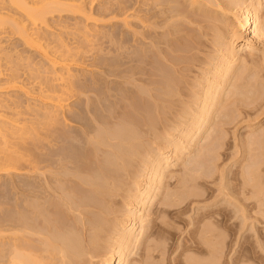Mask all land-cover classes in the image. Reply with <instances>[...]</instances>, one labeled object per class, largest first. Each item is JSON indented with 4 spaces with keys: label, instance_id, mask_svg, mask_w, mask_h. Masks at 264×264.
Listing matches in <instances>:
<instances>
[{
    "label": "rangeland",
    "instance_id": "rangeland-1",
    "mask_svg": "<svg viewBox=\"0 0 264 264\" xmlns=\"http://www.w3.org/2000/svg\"><path fill=\"white\" fill-rule=\"evenodd\" d=\"M149 1L151 0H93V2H91V0H85V6L88 11L87 15L90 13L92 14L90 18L96 21L95 25L97 26L93 25L94 22L90 20L85 22L81 18V16L78 14L73 15L71 13H65L66 15L61 16L58 14L56 15V13H54L53 16L51 15L47 16L48 18H47V22L45 23V25L36 27L38 29L36 30V32H40L43 35H47V38H49V40L42 39L41 43L44 44V46L48 45L50 41L53 42L52 44L48 45V50L50 52H55L54 50L56 47H53V46L57 39H61L64 43L68 44L70 48H74L77 46L84 47L83 50L79 49L80 50L79 54L78 53L74 54L78 58V60L80 59V62L77 64V67H71V70H72L71 73L75 74V72L73 71H76V75L79 74L80 76L82 75L83 77L87 76L86 78L88 80L89 78L90 80L92 79L91 81H93L95 85L93 82L91 83L94 88L96 89L98 88L97 90H100L101 88H103V86L105 87L106 84H110L109 85L110 88H112V86L115 88L116 87L115 85L119 83L116 88L118 89L120 87L119 90H115L114 92L109 91L111 94H113V96H115L114 94H116V92H117L116 95H119V93L121 94L120 89H123L121 87H125L123 84L124 82L120 84L121 79L116 80L115 78V80H112L113 78L110 79V77H105L104 79L105 81L102 78L100 79L96 75V70L100 69L99 65H102V64L110 65L109 64L110 62L108 63L107 61L110 59H111L110 61L115 59V61L118 60L116 61V64L118 62L120 63L118 64L119 68H132L133 67L132 65H134V63L136 64L137 67L141 66L139 62L140 56H141V54H139L140 53L139 50L143 48L142 43H141L143 40L142 34H144V32L147 31L149 32V42L152 48L150 55L152 56L154 60V64L152 65V67L155 70L160 69V66H162V64L158 61L159 58H157L156 55L154 54L155 52L158 53L159 50L156 51L155 47L156 49L158 48L160 50L161 49L167 50L165 48L166 47L165 44H163L162 42L165 43L169 41L168 40L169 38L170 40H173V38L175 37L173 40L175 42H177V40L180 41V39L181 40L186 39V41L189 39L188 42L183 40L189 45V48H188V45H187V48L185 47V44L183 41L181 42H183L185 48L183 47V44H181V42H177V45L179 47L184 48V49L182 48L183 50L185 51L188 50L187 51L188 54L186 53L187 57H185L186 61L183 60V62L185 61L184 63L188 62V64L183 63L186 66H184L183 64L179 66L181 68L184 66L182 68L184 70L180 68V70L182 71H180V74L177 72L179 75L176 73L174 77L172 75V72H170L171 71L170 69L166 71L168 67L164 65L161 67L162 69L163 67H166V69L164 68L163 71L168 72V74L174 77L175 80L178 79L176 81H179V83L182 81L180 83V88H182L183 86V89L180 90V93L177 94V97H180V100L179 98L176 97V101H177L176 103L178 105L174 103L173 104L174 106L173 105L171 106V108L172 107L174 108H172V110L168 109L170 110V112L168 113H171V114L166 113L167 115L164 114L165 117L163 115L161 116L163 117V120L160 116L150 117L149 122L151 126H148L146 128H143L141 125H139L140 120L137 117L135 118L132 117L130 119L131 122L133 121V125H136V126L138 125L139 127L138 130L141 135L140 137V135L138 134L140 138H138L139 140H137L136 143L134 144L136 147L133 146V150L136 148V150L134 151L135 152L137 151L138 154L136 155L138 156H136V159H135V156H133V158L131 157L132 160H135L136 162H138V163L136 162L134 163L133 161L132 163H134L133 164L134 166L136 165L135 174L137 173L136 175L133 174L135 175L133 176V178L135 177L134 179L135 180L138 179L139 181L134 182L133 178L129 179L131 181H128L129 183L127 182V184L125 183V185L128 187H124V188H122L123 187V184H122L121 185L122 187L120 188H122L123 190L120 189L119 192L123 194V192L125 191V193L127 194H123L122 196V194L120 195L119 193V197L129 196L128 192L130 195L134 194L135 184L143 180V178H145L146 176H149L152 164L153 165L155 164L153 162L154 158L152 156H154L156 152L160 153L161 157H164L166 155H169L171 150L175 149L176 147L177 148L180 147L179 149L183 153L182 157L183 156L184 157L182 158V160L180 158L179 161L177 162L174 161L175 163L172 162L169 166L170 170L168 169L169 172L167 171V173H165L166 175L161 180V186L159 187L158 193H157L158 199L156 198L153 203L151 202L152 204L151 206H154L155 210L152 209L153 207L150 208L151 210L149 208L146 209V212L152 211L153 214L151 213V215H149L146 212L138 213V215L141 214L140 217L144 219L142 220V223H144L143 225L149 226L150 224L149 227L147 228L145 227L144 229L153 227L150 229H154L153 231H155L154 237H153L154 239H152V237L151 239L145 238L146 236L145 233L142 235L140 234L141 236L138 235L136 244L133 243V245L129 247L128 252H126L127 259L129 261V262L127 261L126 264H169V263L170 264L171 263L172 264H203V263L210 264V262L214 263V261L216 260L218 264H264V220H263L264 218L263 217L264 216V188L263 189L261 188V191L259 188L262 186L264 187V184H263L264 183V45H262L263 43H258L256 45L257 52L255 53V56L257 55L256 56L257 59L255 58V56H253V58L250 59L240 54L242 55L241 56L242 60L239 61L240 63L237 62L235 64L236 66L235 65L233 66V68L229 72V75H227L226 78L224 76L221 77V75H219L220 76L219 78V76L216 74V71L223 68V65H224V63H222L223 61L220 56L221 55L220 50H222L223 46L225 45V43L223 45V42H226V41H221V40H224L222 36L224 35L225 31H227L229 34V32L232 31V28L234 27L236 29L238 28V24L234 25L237 22L232 18L234 15L240 16V14L242 15L246 13L252 0H248L249 3L247 0H241V1L240 0H200V1L198 0H194V1L177 0L178 2L177 1L175 2V0H170L171 2L174 1L172 2V4H170L171 6L170 8L172 9V12L173 13L174 11L176 12L175 13L176 15L174 14L175 15L174 18L172 17L173 14L171 13V9L168 6L163 7V8L162 6L155 8L153 7L152 3ZM200 2H203V3H200ZM234 2H235V5H233ZM253 2H255V0H253ZM261 2H263V0H261ZM143 4H145V6ZM149 4L151 7L149 6ZM117 5L127 8V10L124 12L123 15L119 14L116 11L118 8ZM233 6L235 10L233 8L231 9V7ZM145 7H146V10H145ZM179 7L181 8L180 11L184 10L182 11L181 16L176 11L179 9ZM219 7L225 11L223 12ZM148 8L151 11H153L151 12L152 15ZM159 8L162 11L170 10L169 12L171 14L167 12L168 14L166 13L165 14L168 16L165 15L166 16L165 17L164 12H162L161 14L160 12L161 10ZM142 10L144 12H142ZM229 10L231 11L233 10V12L229 13ZM240 10H243L244 12ZM227 11L230 15H228V13L226 15ZM0 12L7 13L8 18H9L8 20L10 21L9 23L5 24L4 29H2V31L4 32L3 37H4V44H5L4 53L9 55L10 60L12 61V64H10V66L11 65L14 66V64L18 65L19 69L17 70L16 73L20 75V81L22 82L23 84L22 86L24 87L23 91H27L29 93V95H25L22 91H18V90L15 91V90H10V89L5 88V86L7 85L6 79L11 74V70H10V66L6 65V61L3 60L1 62L2 67H1V76H0V100L8 104L9 109L11 108L10 110L4 112L3 116L5 118H9V119L16 121L21 128H24L23 129V139L28 141V128L36 127L38 129H41L43 126L42 124L43 121L42 120L40 121V118H37V116L35 115L36 113L30 110L35 108L39 111H43V110L48 109L49 106L42 103L39 100V98L32 97L31 94H35L36 87L33 85L28 87V85H26L28 84L26 70L30 68L38 69L42 67L43 69H46L48 70V72H50L49 76L52 78L55 76V73L51 70L49 63L45 60L44 56L41 53H39L38 49L36 47H29L28 43L25 42L24 39L20 36V34L16 31L14 27V24L16 23H19V26L24 25L28 28V22L25 21L23 14L11 8L8 5V3L5 2V0H0ZM97 12H101L103 15L98 16ZM183 12H184V15H183ZM154 13L156 14L158 13V16ZM145 14H147V16ZM154 15H155V18H154ZM169 15H171V17L174 20H171L172 18ZM177 15H179L180 17L178 16L179 17L178 18ZM156 16L159 18H157ZM166 18L167 20L171 18L170 19L171 21L169 20L171 24L170 27H169L170 24L169 22H167ZM123 19H125V21H123ZM155 19H156V22L159 21L160 23L159 22L156 23ZM243 20H244V16L240 17V21L243 22ZM162 22H164V24ZM263 22L261 23V27L263 26L264 28ZM165 23L167 24V26ZM155 26H157V28ZM164 27L167 29V32H166V29H164ZM29 28H32V26H29ZM172 28L174 31L177 32L176 34L172 30ZM168 30L172 32L170 33ZM165 32L167 33V35H165L166 34ZM100 34L102 37L98 38ZM173 34L175 35L174 37H173ZM168 35L170 37H168L167 39ZM112 36H114L115 39ZM160 36H163V37H160ZM176 37L178 38L176 39ZM123 38L124 39L126 38L127 40L125 39V41H128V42H125V44H122L124 43ZM155 38L156 39L158 38L160 40L162 39V40L158 41V39L156 40ZM85 39H90L92 43L90 45H87L85 42ZM154 39L156 40V45L154 44L155 43ZM191 41H195L196 43L194 44V42H191ZM160 42L161 44H163L162 45L163 48L160 47ZM191 43H192V47L193 48L195 47L194 49L196 51L191 48V45H190ZM196 44H198V47ZM199 44H200V47H199ZM238 44L240 45L242 43H238ZM238 44L235 45L237 48L236 50L240 48ZM191 49L193 51L189 52ZM72 52H76V51H72ZM126 54H129L127 56L128 58L131 57V60L135 57L134 58L135 62L134 60L132 61L130 60L129 62L127 57H123L124 55L126 56ZM188 55L189 57L190 56L191 57L189 58ZM136 58H138L139 60ZM187 59H191V60L189 61ZM137 60L139 62V65H138ZM250 60L252 61L254 60L257 64L251 65L250 67L248 65L250 63ZM257 60L258 61L260 60L261 62L259 61L258 63ZM189 62H191V64ZM112 64L113 63L111 62V65H110L111 67L113 66ZM242 64H245V65H242ZM259 64H260V67H259L260 70L257 68ZM118 65L116 67H118ZM113 67H115V63ZM75 68H78V69H75ZM132 71L136 72V70H132ZM135 72H132V73H135ZM231 72L233 73V75ZM61 73H64V71H62ZM257 74H259V76ZM136 75H138L137 72L135 73L134 76ZM215 75L216 77H214ZM134 76L133 78H131V81L135 79L137 80L133 81V83L132 82H129V83L130 84L132 83V85L134 84L133 87H136L134 89H137L140 87L139 90L137 89V91L133 89L134 91H136L137 94H139L142 88V83L139 80L140 75L137 76L139 78L137 77L135 78ZM179 76H181L180 78L182 80L179 79ZM229 77H230V80H229ZM138 80L140 81L139 83L141 84L137 82ZM217 83H218V86H217ZM222 83L223 84L226 83L227 87L228 88L230 87V89L228 88L226 89V87L223 88V92L220 94L221 97L220 98L217 97L216 99L211 100L214 103L212 102L210 103L212 110L210 109L211 113L209 114L210 116H208V120H206V122H203V125L201 128L202 130H200L202 132H200V134H192V132H190L191 134L189 133L186 136V138L180 141V137L184 136L183 131L185 133V131L190 130V128L193 127V122L196 120L195 118L197 117L199 111L201 110L200 108H202L203 106L201 102L206 97L205 93L208 94L207 91H209L210 85H212L211 87H213V85L214 86L216 85L217 88L220 85L219 88H221L223 86ZM102 84H105V85H102ZM130 84L126 86L129 87L131 86ZM181 84H184V85H181ZM188 85H191V86H188ZM250 88L251 90H249ZM225 89H226V92H225ZM156 92L158 93V91ZM235 94H237L238 96L239 94H241V96L237 97V95ZM222 95L224 96L222 97ZM231 97L234 99L232 100ZM102 100L103 102L104 101L106 102V105L105 104L104 105L108 106L112 110V113H113L114 108L109 106L110 104L107 103L108 100L106 99H102ZM109 100L114 101V99L112 98ZM136 100L137 98L134 99V103L138 102ZM134 103L133 105L135 106V108H137V106L140 107L139 102L138 104L136 103L137 105ZM76 105H77V102H73L69 106L68 109L71 111L75 110ZM198 106H199V109H198ZM179 112H180V115H179ZM189 112L191 113V116ZM129 118L130 117H128L127 121H124V123L130 122ZM29 122H31V124H29ZM32 122H37L38 125L37 124L32 125ZM124 123H122V125ZM125 124L127 125L128 123H125ZM129 124L131 125V123ZM70 125L76 127L75 129L79 127L77 124H73V123H71ZM114 126L115 124L109 127L112 129V127L114 128ZM118 126L119 125H116L115 128L116 127L118 128ZM105 127H108V126H105ZM105 127L102 126L100 128L103 130ZM140 127H142V130H141L142 133L140 131L141 129ZM5 128L8 129L9 126L5 125ZM72 130L74 129H71V131ZM138 130L136 129V131L134 132L136 133ZM138 135L136 136L138 137ZM213 138L214 140H212ZM13 142L15 141H11V138H9L8 136L3 137V135L0 134V162L2 158L9 151H14L16 156L18 157L21 155H24L25 152L22 150L21 146H14L12 145ZM175 142L177 143L176 144L177 146L174 145ZM167 145H170V146H167ZM103 149L104 150L108 149V151L110 150L109 148H105V147ZM103 149L101 150L104 151ZM106 150L104 152L105 156L103 155V157L110 158L111 160L113 156H111L110 154L106 156L107 153H110V151L106 153ZM111 151L114 152L113 150ZM168 151H169V154H168ZM99 152L98 154L100 155ZM100 157L102 158V152H101ZM113 160L115 161V157H113L112 161ZM259 166L260 167L262 166L261 167L262 169ZM252 167L254 169L256 168L257 172H256V169L254 171ZM201 170H203L204 172L203 171L201 172ZM250 172L253 173V175ZM203 174L204 176H201ZM255 174H256V177H254ZM257 174L260 176L259 178H257L258 177ZM191 175L193 176L195 175V176L193 177ZM198 175H200L201 177ZM28 176H29L28 168L21 169L14 174H9V175L0 174V223H1L0 224V249L1 250L5 249L3 250L4 254L6 253L8 254L9 250H11L10 252H12V248L15 247V245L17 246L20 245L23 248L21 253L28 257V229H27L28 228V180H29ZM171 176H172V180L170 181L168 178L171 179ZM252 176L254 179L252 178ZM193 178L195 179L194 180L195 182H193ZM256 178H257V181L255 180ZM250 179H252V181ZM259 179L261 181H258ZM173 181L176 185L173 183ZM182 181L184 182V186L187 185V187H184L181 184L183 183ZM179 183L181 185H179ZM252 183L253 185H255V183H260L261 185L256 184L254 188ZM132 184L134 186H132ZM167 184H170V185L166 187ZM188 184L191 186V188ZM180 186L181 187L183 186V187L181 188ZM188 186L190 190L188 189ZM257 187L259 190L257 189ZM125 188H127L126 190H129L128 188H131L133 190L131 189L130 190L133 192H130V191L126 192ZM169 188H171V190H169ZM173 188L175 190L181 189V191L172 190ZM183 188H186L185 191H182ZM167 190H169L170 192L173 191V194H175L176 196V197L174 196L175 199L173 198L174 199L173 202L175 204L172 202V204H174L175 207L173 205L174 208L173 207L170 209L164 208L167 211L168 215H159L157 213V209L163 208L162 206H160V203H161L162 197L167 193ZM258 191H260V193H258ZM182 193L184 195L186 193V195L185 196L181 195ZM256 193H258L259 195ZM187 194H188V197H187ZM119 197L117 198L115 197L116 202L122 199V197L118 199ZM176 198L177 200L179 199L180 201L179 200L177 201ZM123 199L118 204L114 202L117 204V207L116 205L113 204L112 207L110 208L113 214L112 216L110 215L107 217L109 219L108 222L110 221V224H111V225L106 224L107 226L111 227L114 224H116L115 225L116 227L118 223L120 224L121 222L126 220L125 215L127 214L126 212L129 211L128 209L130 210L133 209L132 207L128 205L129 201L125 198ZM183 199H184V202H183ZM113 201H115L114 198H113ZM126 201L127 203H125ZM177 202L179 203L178 206L176 204ZM182 203L183 205L186 204V206H183ZM180 204L181 206H179ZM184 207H186V209ZM181 209L184 211V214L182 213ZM76 214L77 213H74V216ZM146 214L147 216H145ZM206 214L209 217L205 216ZM76 216H78V218H76ZM76 216H75L76 220L79 221V217L81 218V216H79V214H77ZM93 216H90V217H93ZM203 216H205L208 220ZM212 216H214V218ZM95 217H98V216L95 215L94 218ZM110 217L111 218L113 217L116 220L115 219L113 220ZM211 219L212 220L216 219L218 221L216 220L212 221ZM150 221L152 223H150ZM198 222L199 223L201 222V223L199 224ZM212 223L216 224V227ZM212 225H213L214 232H217L216 236L220 237L219 238L220 242L223 241L220 243L221 246L219 245V243H216V244L213 243L212 241L213 238H210V237H215L213 235L214 234L213 229L210 230L211 228L210 226ZM107 226L105 227L107 228L108 234L105 233L106 235L105 240L106 241L108 240L109 245L113 246L112 243L114 242L112 238H114V236L116 235L115 233H117L114 231L116 230V228L113 226L112 230L109 229L110 231L109 232L108 228L110 227H107ZM144 231H147V230H144ZM211 231L213 232L212 236L210 234ZM85 232H86L85 235H88L89 233H91V231L90 232L85 231ZM185 239L186 241H188L186 242V244L184 241ZM148 240L150 241L152 240V242H154L158 247L164 248L165 254H160L159 250H155L156 252L155 251L152 252L153 249L148 251V248L145 247L146 245L150 244V241ZM209 240H211V243L209 242ZM189 241L191 242L189 243ZM106 243H103L104 245L102 244L104 248L102 247L100 250H98L99 252H97V254H94L96 256L99 255L98 257H94V255H92L91 253H88V254L85 253L84 256H82V261L80 262V264H84V262L85 264H101V262L104 261L107 257L106 255H104V253H107L108 250H110V248H114V247H110ZM183 243L188 248H185ZM213 244H214V248H216L215 246L218 245L219 248H216V249L221 250L222 253L221 251H217L219 253L218 254L216 253V250L214 249L213 253L215 252V254H211L212 249H213V248L211 249V247L213 246ZM7 245H9L10 247ZM108 246L109 248H107ZM157 253H159L160 256H157ZM209 254L211 255V258ZM216 254L217 256H215ZM44 255L45 257H47L46 254ZM212 255L217 257V259L215 260L214 256ZM218 255H219V260H218ZM55 256L57 255L55 254ZM55 256L53 255L51 256V258H47L49 259V261L47 260V264L49 262H50L49 264H61V260L59 259V257L58 259L60 260V262L58 259H54ZM102 256H106V257L103 258ZM52 257L54 260H51ZM241 258H242V261H240ZM210 259L212 260L210 261ZM195 262H198V263H195ZM7 263H8V259L6 258L2 260L0 259V264H7ZM45 264H46V260H45Z\"/></svg>",
    "mask_w": 264,
    "mask_h": 264
},
{
    "label": "bare ground",
    "instance_id": "bare-ground-1",
    "mask_svg": "<svg viewBox=\"0 0 264 264\" xmlns=\"http://www.w3.org/2000/svg\"><path fill=\"white\" fill-rule=\"evenodd\" d=\"M176 1L177 0H175V2ZM192 1H194V0H192ZM198 1H200V0H198ZM5 2H7L8 5L11 8H13L15 11H18V12L23 14L25 21L28 22V28L24 25L19 26V23H16V24H14L16 31L20 34V36L24 39V41L28 43L29 47H36L38 49L39 53H41L44 56L45 60L49 63V66L51 67V70L55 73V76L53 78L50 77L49 76L50 72H48V70H46V69H43L42 67H40L38 69L30 68V69L26 70L27 80H28V82H27L28 84H26V85H28V87H30L31 85L36 87L35 94H31L32 97L39 98V100L42 103L49 106L48 109L43 110V111H39L35 108H33V109L30 108L31 110L28 109L30 111L35 112L36 113L35 115L37 116V118H40V121L41 120L43 121L42 122L43 126L41 129H38L36 127L35 128L34 127L28 128V141L23 139V129L24 128H21L16 121L9 119V118H5L3 116V113L10 110L11 108L9 109L8 104H6L2 100H0V134H2L3 137L8 136L9 138H11V141H15L12 143V145L21 146L22 150L25 152L24 155H21L18 157V156H16L14 151H9L2 158V160L0 162V174H7V175L14 174L21 169L28 168V175H29L28 176V179H29L28 180V228H27L28 229V257L21 253L23 248L20 245H18V246L15 245V247L11 246V247H13L12 252H10L11 250H9L8 254L3 253V250H5V249H2V250L0 249V259L1 260L4 258L8 259L7 264H45V260H46V264H47V260L49 261V259H47V258H51V256H53V255L55 256V254H56L57 256H55V257H57V258L54 257V259H58V257H59V259L61 260V264H80V262L82 261V256H84L85 253L86 254L91 253L92 255L97 254V252H99L98 250H100L103 247V245H104L103 243H106L108 241V240L107 241L105 240V238H106L105 233L108 234L107 228L105 226L111 225L110 221L108 222L109 219L107 218L108 216H110V215L112 216V214H113L110 208L112 207L113 204L116 205V207H117V204L123 198H125L129 201L128 205L130 207H132L133 209H131V210L128 209L129 211L126 212L127 214L125 215L126 216L125 221L121 222L120 224L118 223L116 227H115L116 224H114V225L112 224L116 228V230L113 229L115 232H117V233H115L116 237L114 236V238H112L113 242H114V243H112L113 246L109 245V241L106 244H108L110 247H114V248H110V250H108L107 253H104V255H106L107 257L102 256L103 258L106 257V259L104 261H102L101 264H126L128 261L126 252H128L129 247H131V245H133V243L136 244V242H137L136 240H137L138 235L141 236L142 234L145 233L146 234L145 238L151 239V237H152V239H154L153 237H154L155 231H153L154 229H150L153 227L148 228L149 230L144 229L145 227L146 228L149 227L150 224L147 222L149 224V226L143 225L144 223H142V220H144V219L142 217H140L141 214L138 215V213H140V212L145 213L146 209H148V208L150 209L152 207H153L152 209L155 208L154 206H151L152 205L151 202L153 203L154 200L157 198L158 189L161 186V180L166 175L165 173H167L168 169L170 170V168H169L170 164L172 162L175 163V162L179 161L180 158L182 160V158L184 157V156L182 157L183 153L180 151V149H179L180 147H178V148L176 147L175 149L171 150L170 154L168 151L169 155H166V156L163 155L164 157H161V154L156 152V154L154 156H152L154 158L153 162L155 164L154 165L152 164L149 176H146L145 178L142 177L143 180L140 179L141 181L137 182L135 184V188H134L135 193L134 194L130 195L128 192L129 196L122 197L123 194H127V193H125V191H124L122 194L119 192V190L124 188V187H128L125 185V183L127 184L128 181H131L129 179H132L133 176H135L137 174V173L135 174L136 165L135 166L133 165L136 161L132 160V158H133V156H135V159H136V156H138L136 154H138V153H137V151L136 152L134 151V150H136V148L133 150V146L136 147L134 144L136 143L137 140H139L138 138L141 137L140 132L138 130L139 129L138 125L137 126L133 125V121L131 122L130 119L132 117H134V118L137 117L140 120L139 125H141L143 128H146L148 126H151V124L149 122L150 117H153V116L154 117H159V116L161 117L162 115L165 117V115H167L166 113L170 112V110H168V109L172 110V108H174V107L171 108V106L174 103L177 104L176 103L177 102L176 97H177V94L180 93V90L183 89V86H182V88H180V83L182 81L179 83V81H176L178 79L175 80L174 77H175V74L177 72L180 74V71L184 70V69H182L184 66H186L184 64H188V62L184 63L186 61L185 57H187L186 53L188 54V52H187L188 50L185 51L183 49L185 47L187 48L188 44L186 42H188L189 39L187 41H186V39H182V40L180 39V41L177 40V42H181L183 40L186 41V42L183 41L185 44V47H184L183 42H181V44H183V47H184V48L182 47L183 48L182 49L181 47H179L177 45V42L173 41L175 38L174 37L175 35L173 34V37H174V38L172 37L173 40H170V38L168 39V37H170L168 35L167 39L169 41H167L165 43L162 42L163 44H165V46H166L165 48L167 50H164V49L160 50L158 48L156 49V47H155L156 51L159 50L158 53H156V52L154 53L156 55V57L160 59V60L158 59V61L162 64V66L164 65V66L168 67V69H166V67H163V69H162L161 68L162 66H160V69L162 71L160 69L155 70L152 67V65L154 64V60H153L152 56L150 55L152 48H151L150 42H149V32H147V31H145L144 34H142L143 40L141 43H142L143 48L141 50H139V52H140L139 54H141L140 61H139L141 66L137 67L136 64L134 63L135 67H134V65H132L133 67L130 66L132 68H119L118 64H120V63L118 62L116 64V61H118V60L115 61L114 58H113L114 60L110 61L111 60L110 59L107 62L108 63L110 62L109 63L110 65L112 62L113 66L115 63V67H113V66L111 67L110 65H104V64L99 65L100 69L96 70V75L100 79L102 78L104 80L105 77H110V79L113 78L112 80H115V78H116V80L121 79L120 84H122V82H124L123 84L125 87H121L123 89H120V91H121V94L119 93L120 96L116 95L117 92H116V94H114L115 96H113V94H111L110 92H114L115 90H119L120 87L118 89H116L117 85L119 84L118 82H117L118 84L115 85L116 86L115 88L113 86H112V88H110L109 87L110 84H106V85L102 84V85H105V87L103 86V88H101L100 90H97L98 88L97 89L94 88L92 83H91V82H93V81H91L92 79L90 80V78H89V80H90L89 81L86 78L87 76L83 77L82 75L80 76L78 73H77L78 75H76V71H73V72H75V74L71 73V71H72L71 67H77V64L80 62V59L78 60V58L74 54L75 53L79 54V52H80L79 49L83 50L84 47L77 46L74 48H70L68 46V44L64 43L61 39H57L56 42L54 43V46H53V47H56L54 50L55 52H50L48 50V45L52 44L53 42L50 41L48 43V45L44 46V44L41 43L42 39L49 40V38H47V35H43L40 32H36V30H38L36 27L45 25V23L47 22V18H48L47 16H50V15L53 16L54 13H56V15L58 14L61 16L66 15L65 13H71L73 15L78 14L81 16V18L85 22L90 20V21L94 22L93 25H95L96 21L90 18V16L92 14L90 13L87 15L88 11H87V8L85 6V0H5ZM91 2H93V0H91ZM149 2H151L153 7H155V8H158L160 6H162V8L167 7V6L170 8L171 7L170 4H172V2H174V1L171 2L170 0H151ZM200 3H203V2H200ZM248 3H249V1H248ZM147 4H146V6H147ZM143 5L145 6V4H143ZM233 5H235V2ZM149 6H150V4H149ZM117 7L118 8L116 11L122 15L127 10V8L121 7L120 5H117ZM236 7H237V5H236ZM232 8L234 9V6L231 7V9ZM180 9L181 8L179 7V9H178L179 11L178 10H176V11L181 16L182 11H184V10L180 11ZM263 9H264V0H263V2H261V0H255V2H253V0H252L248 10L247 11L245 10L246 13H244L242 15L240 14V16H236L234 14H233L234 16L231 15V16H233L232 19H234L237 22L234 25L238 24V28L236 29L233 26L236 30L234 28H232V31L229 32V34L227 31H225L224 35L222 36V38L224 40H221V41H226V42H223V45H224V43H225V45L223 46L222 50H220L221 51L220 56H221V59L223 61L222 63H224V65H223V68H221L220 70H217L218 68L216 69L217 70L216 74L218 76L221 75V77L224 76L226 78V76L229 75V72L231 71L233 66L237 62L242 60V57H241L242 55L252 59L253 56H255V53L257 52L256 51L257 50L256 45L258 43H263L262 45H264V28H263V26L261 27V23L264 21ZM91 10H92V8H91ZM143 10H142V12H144ZM145 10H146V7H145ZM153 10H154V8H153ZM89 11H90V9H89ZM169 11L170 10H168V11H162L161 10L160 12H161V14H162V12H164V16L168 13L169 14L172 13L173 14L172 17L174 18V16L176 15L175 14L176 12L173 10L174 11V13H173L172 9H171V13ZM222 11L224 12L225 10H222ZM240 11H243V10H240ZM151 12H153V11L150 10V13ZM180 12H181V14H180ZM230 12H233V10L232 11L229 10V13ZM158 13L157 14L154 13V14H156L158 16ZM227 13H228V11L226 12V15H227ZM229 13H228V15H230ZM97 14H98V16L103 15L101 12H97ZM145 15L147 16V14H145ZM151 15H152V13H151ZM179 15H177V17ZM183 15H184V12H183ZM166 16H168V15H166ZM169 16L171 17V15H169ZM242 16H244L243 22H241L242 20L240 21V17H242ZM154 18H155V15H154ZM157 18H159V17H157ZM173 18L171 20H174ZM8 19L9 18H8L7 13L0 12V76H1V67H2L1 62L3 60H5L6 65L10 66V64H12V61L10 60L9 55L4 53L5 52V47H4L5 44H4V37H3L4 32L2 31V29H4V25L10 22ZM170 19L167 20V18H166V20H167V22H169V24L171 21ZM241 19H243V18H241ZM157 20H159V19H157ZM123 21H125V19H123ZM155 22H156V19H155ZM158 22H156V23H158ZM162 23L164 24V22H162ZM29 26H32V28H29ZM95 26H97V25H95ZM166 26H167V24H166ZM170 26H171V24L169 25V27ZM172 26H174V25H172ZM231 26H232V24H231ZM155 27L157 28V26H155ZM165 27H164V29H166ZM223 27H224V25H223ZM225 29H227V28H225ZM172 30H173V28H172ZM33 31H35V32H33ZM156 31H157V29H156ZM166 32H167V29H166ZM174 33L176 34L177 32L174 31ZM165 35H167V33ZM88 36H90V35H88ZM100 37H102L101 34H100V36H98V38H100ZM112 37L114 38V36H112ZM160 37H163V36H160ZM119 38H120V36H119ZM177 38L178 37H176V39ZM125 39L123 41L124 43H122V44H125V42H128V41H125ZM191 39H193V38H191ZM219 39H220V37H219ZM156 40L154 43L155 45H156ZM159 40L160 39H158V41ZM164 41H166V40H164ZM85 42L87 45H90L92 43V41H90V39H85ZM191 42H194V44L196 43L195 41H191ZM238 43H242V44L239 45ZM158 44H159V42H158ZM163 44H161V42H160L161 48H163L162 47ZM174 44H176V45H174ZM237 44L240 46V48L238 50H236L237 48L235 46ZM190 45H191L192 49L195 48V47L194 48L192 47V43ZM196 45L198 47V44H196ZM158 47H159V45H158ZM199 47H200V44H199ZM188 48H189V45H188ZM192 49L189 52L193 51ZM72 51H76V52H72ZM183 54L186 56H184ZM240 54H242V55H240ZM127 55H129V54H126V56L124 55L123 57L128 58ZM256 56H255V58H256ZM188 57H189V55H188ZM134 58L132 60H134ZM136 59H138V58H136ZM256 59H255V61H256ZM128 60L130 62L131 57L128 58ZM138 60H137V62H138ZM183 60H185V61L183 62ZM187 60L190 61L191 59H187ZM246 60H247V58H246ZM246 60H245V62H246ZM255 61L250 60V63L248 62L249 63L248 65L251 67V65L257 64ZM259 61H258V63H259ZM134 62H135V60H134ZM139 62H138V65H139ZM126 63H128V62H126ZM189 63L191 64V62H189ZM131 64H132V62H131ZM181 64L184 65L182 68L179 67ZM220 64H221V62H220ZM245 64H242V65H245ZM117 65H118V67H116ZM248 65H246V66H248ZM259 67H260V64L257 68L259 69ZM164 68L166 69V71H168L170 69L171 70L170 72H172V75L174 77L170 76L168 74V72H166V71H165L166 72L165 73L163 71ZM180 68L182 70H180ZM18 69H19L18 65L14 64V66L13 65L10 66L11 74L6 79L7 85L5 86V88L10 89V90H15V91H17V90L22 91L25 95H29V93L27 91H23L24 87L22 86L23 84L20 81V75H18L16 73ZM75 69H78V68H75ZM132 70H136L137 74L140 75L139 80L142 83V88H141V92L139 94H137L136 91H137V89L139 90L140 87L137 89H134L136 87H133L134 84L132 85L133 81L137 80V79H135V80L131 81V78H133V76L136 73L135 71H132ZM248 70H250V69H248ZM62 71H64V73H61ZM131 71L135 72V73H132ZM183 73H184V71H183ZM138 75H136L134 77L136 78ZM232 75H233V73H232ZM257 75L259 76V74H257ZM180 77L181 76H179V79H181ZM214 77H216V75ZM137 78H139V77H137ZM219 78H220V76H219ZM139 80L137 81L138 83L140 82ZM229 80H230V77H229ZM237 80H238V78H237ZM218 81H219V79H218ZM129 82H132V83L130 84ZM221 82H223V81H221ZM141 83H139V84H141ZM227 83H229V82H227ZM128 84H130L131 86L127 87L126 85H128ZM94 85H95V83H94ZM181 85H184V84H181ZM247 85H249V84H247ZM135 86H136V84H135ZM188 86H191V85H188ZM211 86L212 85H210L209 91L206 90L208 92V94L205 93L206 97L204 99L202 98L203 101L201 100L202 101L201 103L203 106H202V108H200L201 110L199 111L198 115L196 114L197 117L195 118L196 120L193 122V127L190 128V130L185 131V133L183 131L184 136L183 137L181 136L182 138L180 137V141L183 140L184 138H186V136L190 132H192V134H200V132H202L200 130H202L201 128H202L203 122H206V120H208V116H210L209 114L211 113L210 111L212 110V107L210 104L212 102L211 100H214L217 97L220 98L221 97L220 94L223 92V88H225V87H226V89L228 88L226 83H224L223 86L221 85L222 86L221 88H219L220 85L218 88L216 87V85L215 86L213 85V87H211ZM217 86H218V83H217ZM252 87H253V85H252ZM133 89L136 91H134ZM207 89H208V87H207ZM226 89H225V92H226ZM228 89H230V87ZM249 90H251V88ZM156 91H158V93ZM252 91H253V89H252ZM246 92H247V90H246ZM238 93H240V92H238ZM248 93H250V92H248ZM235 95H237V94H235ZM242 95H243V93H242ZM110 96L112 99H114V101L109 100V99H111ZM178 96H180V95H178ZM181 96H183V95H181ZM223 96L224 95H222V97ZM232 96H234V95H232ZM240 96H241V94H239V96L237 95V97H240ZM135 97L137 98L136 101H138L140 103V105H139L140 107L137 106V108H135V106L133 105L134 99H136ZM177 98H179V100H180V97H177ZM190 98H192V97H190ZM102 99L108 100L107 103L110 104L109 106L114 108V109L112 108L114 110L113 113H112V110L108 106H105L106 102L104 101L105 102L104 103ZM233 99L234 98H232V100ZM234 101H236V100H234ZM234 101H233V103H234ZM73 102H77V105H76V109L71 111L68 108ZM125 102H127V103H125ZM138 102H136V103L138 104ZM136 103H134V104H136ZM212 103H214V102H212ZM216 104H218V103H216ZM179 106H180V104H179ZM199 106H198V109H199ZM138 108H140V109H138ZM166 110H168V111H166ZM168 114H171V113H168ZM176 114H177V112H176ZM179 115H180V112H179ZM190 116H191V113H190ZM128 117H130L129 118L130 122H125V123H128L126 125L124 123V121H127ZM161 118L163 120V117H161ZM161 118H160V120H161ZM132 120H134V119H132ZM166 120H167V118H166ZM71 123L77 124L79 127L77 129H75L76 127L70 125ZM122 123H124L126 126L124 124H123L124 125L123 126ZM129 123H131V125ZM29 124H31V122H29ZM36 124L38 125L37 122H32V125H36ZM111 124L112 125L115 124V126L116 125H119V126H118V128L117 127L115 128V126H114V128L112 127V129H111L110 128L112 126ZM5 125H8L9 128L6 129ZM102 126L103 127H105V126L109 127L110 126V127L109 128L105 127L107 129L104 128L102 130L100 128ZM204 126H203V128H204ZM142 127H140L141 128L140 131L142 130ZM69 129H70V131H69ZM71 129H74V130L71 131ZM136 129L138 130L137 132H139V133L136 132L137 134L134 132V131H136ZM143 131H145V130H143ZM163 131H164V129H163ZM141 133H142V131H141ZM135 134L136 135L139 134L140 137H139V135L137 137ZM194 140H196V139H194ZM212 140H214V138ZM172 141H173V139H172ZM17 142H18V144H17ZM185 142H187V141H185ZM185 142H184V144H185ZM255 142H257V141H255ZM176 144L177 143L175 142L174 145H176ZM167 146H170V145H167ZM104 147L110 149L109 150L110 153H107L109 151H108V149L107 150L105 149L106 153H107L106 156H108V154H110L111 156L115 157V161L114 160L112 161L113 157L111 160H110V158L103 157V155L105 156V153H104L105 150L103 149ZM188 147H189V145H188ZM188 147H186V148H188ZM131 148H132V150H131ZM101 149H103L104 151H102ZM111 150H113L114 152H112ZM98 152L100 153V155L102 152V158L100 157ZM103 158H105V159H103ZM130 158H131V160H130ZM133 161H134V163H132ZM136 163H138V162H136ZM139 167H140V165H139ZM255 169H254V171H255ZM202 171L203 170H201V172ZM201 172H200V174H201ZM251 172H252V170H251ZM256 172H257V169H256ZM133 174H135V175H133ZM251 174L253 175V173H251ZM191 176H193V175H191ZM191 176H190V178H191ZM198 176H200V175H198ZM201 176H204V174ZM206 176H208V175H206ZM29 177H31V178H29ZM254 177H256V174L254 175ZM259 177L260 176L258 175L257 178H259ZM134 178H133L134 182L139 181L138 179L135 180ZM243 178H245V177H243ZM252 178H253V176H252ZM257 178L255 179L256 181H257ZM168 179L171 181L172 176H171V179L170 178H168ZM202 179H204V178H202ZM194 180L195 179L193 178V182H195ZM250 180L252 181V179H250ZM258 181H261V180L259 179ZM134 182H133V184H134ZM184 182L181 183L183 186H184ZM188 182H190V181H188ZM173 183H174V181H173ZM122 184H123V187L121 186ZM133 184H132V186H134ZM181 184L179 183V185H181ZM256 184L261 185L260 183H255V185H253V183H252L254 188H255ZM169 185L170 184H167L166 187H168ZM185 185H186V183H185ZM189 186H188V189H189ZM120 187H122V188H120ZM172 187H174V186H172ZM184 187H187V185ZM163 188H165V187H163ZM171 188H169V190H171ZM190 188H191V186H190ZM259 188L261 191V188L263 189L264 187L262 186ZM126 189L127 188H125V190ZM128 189L129 190H126V192L127 191L133 192V191H131L133 189H131V188H128ZM183 189H182V191H185L186 188H183ZM257 189H258V187H257ZM169 190H167V193L162 197L160 206H162L163 208L157 209V213L159 215H168L167 211L164 208L170 209L175 204L173 202V200L175 199L174 198L175 194H173V191L170 192ZM172 190H175V189L173 188ZM178 190L181 191V189H178ZM260 191H258V193H260ZM262 192H261V194H262ZM119 193H120V195L122 194V196H121L122 199H120L121 197H119ZM187 193H189V192H187ZM258 193H256V194H258ZM181 195H184V194L182 193ZM185 195H186V193H185ZM115 197L116 198L119 197L118 199H120V201L118 200V202H116ZM187 197H188V194H187ZM113 198L115 201H113ZM177 198H176V200H177ZM262 198H263V196H262ZM123 201H124V199H123ZM114 202H116L117 204ZM172 202L174 204H172ZM183 202H184V199H183ZM125 203H127V201ZM171 204H172V206H171ZM176 204L178 206L179 203L177 202ZM182 205H183V203H182ZM179 206H181V204ZM183 206H186V204ZM174 207H175V205H174ZM176 208H178V207H176ZM184 208L186 209V207H184ZM181 211L184 214V211L182 209H181ZM74 213H77V214H79V216H81V218L79 217V221L76 220V218H78V216H76L77 215L76 214L75 215L76 218H75ZM146 213H148L149 215H151V213L153 214L152 211L151 212L148 211ZM93 215L94 216L96 215L98 217L94 218ZM90 216H93V217H90ZM145 216H147V214ZM205 216H207V214ZM205 216H203V217H205ZM114 217H116V216H114ZM207 217H209V216H207ZM212 217L214 218V216H212ZM111 219L114 220L115 218L112 217ZM214 220H216V219H213L212 221H214ZM263 220H264V218H263ZM112 221H111V223H112ZM216 221H218V220H216ZM201 222H202V220H201ZM150 223H152V222L150 221ZM17 224H19V223H17ZM153 224H154V222H153ZM217 224H218V222H217ZM213 225L216 227V224H213ZM213 225L210 226L211 227L210 230L213 229ZM113 226H111V227L107 226V227H110V228H108V231H109V229L112 230ZM151 226H153V225H151ZM144 230H147V231H144ZM85 231H87V232L91 231V233H89L88 235H85V233H86ZM213 232H214V229H213ZM213 232L211 231V233H210L211 236H212ZM216 234H217V232H214L213 235L215 237H210V238L214 239V240L212 239L213 243H215V244L219 243V245L221 246L220 243L223 241L220 242V239H219L220 237L216 236ZM207 237H209V236H207ZM221 240H223V239H221ZM104 241H106V242H104ZM148 241H150V240H148ZM184 241H185V244H186V242H188V241H186V239ZM190 242L191 241H189V243ZM209 242L211 243V240H209ZM185 244H184V246H185ZM7 246H9V245H7ZM109 246L107 248H109ZM217 246L218 245H216L215 247L219 248V246L218 247ZM145 247L148 248V251L151 249H153L152 252L155 250H159L160 254H165L164 248L158 247L154 242H152V240L150 241V244L146 245ZM107 248H106V250H107ZM182 248H183V246H182ZM185 248H188V247L185 246ZM216 248H214V244H213V246L211 247L212 253L211 252L210 253L215 254V252L213 253L214 249L216 250V253H218L217 251H221L219 249L217 250ZM102 250H104V249H102ZM106 250H104V251H106ZM159 253H157V256H160ZM221 253H222V251H221ZM44 254H46L47 257H45ZM152 254H154V253H152ZM98 256L99 255H97V256L94 255V257H98ZM212 256H214V255H212ZM215 256H217V254ZM215 256H214V259L216 260L217 257H215ZM210 258H211V255H210ZM54 259L52 257L51 260H54ZM60 260H59V262H60ZM211 260L212 259H210V261ZM218 260H219V255H218ZM240 261H242V258ZM195 263H198V262H195ZM84 264H85V262H84ZM203 264H205V263H203ZM210 264H218V262L216 260V261H214V263L210 262Z\"/></svg>",
    "mask_w": 264,
    "mask_h": 264
}]
</instances>
